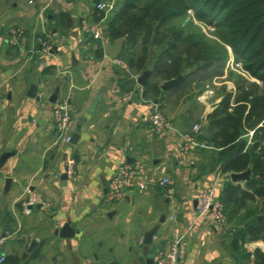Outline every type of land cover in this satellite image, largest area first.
Here are the masks:
<instances>
[{
  "label": "crops",
  "instance_id": "0c3cea01",
  "mask_svg": "<svg viewBox=\"0 0 264 264\" xmlns=\"http://www.w3.org/2000/svg\"><path fill=\"white\" fill-rule=\"evenodd\" d=\"M95 5L94 0H0V155L14 152L0 168V239L10 234L0 253H17L32 264H152V254L169 247L177 223L194 226L179 264H244L245 254L252 260L260 247L250 242L233 247L241 228L234 219L233 230L196 220L197 192L213 187L221 197L232 183L221 170L218 151L211 145L196 148L181 163L177 119L169 118L171 129L154 133L150 100L140 97L143 88L137 81L122 85L140 74L111 63L123 58V39L102 47L82 29L84 22L98 21ZM13 31H19L17 38ZM32 84L38 85V99L27 97ZM59 86L57 100L68 104L72 131L80 117L86 118L76 145L63 143L53 129L49 98ZM127 92L133 93L130 101L123 100ZM220 100L203 103L202 141L206 116ZM71 159L75 177L65 178ZM126 162L139 166L145 188L108 204L102 183L107 185L116 167ZM163 177L172 180L174 199L166 198L158 185ZM7 178L11 185L5 192ZM30 193L37 203L25 216L21 203ZM66 221L80 232L71 239L55 234ZM153 228L151 244L145 245V234ZM32 241L36 245L23 257Z\"/></svg>",
  "mask_w": 264,
  "mask_h": 264
},
{
  "label": "trees",
  "instance_id": "16d2710c",
  "mask_svg": "<svg viewBox=\"0 0 264 264\" xmlns=\"http://www.w3.org/2000/svg\"><path fill=\"white\" fill-rule=\"evenodd\" d=\"M189 10L215 25L223 44H210L191 31L192 23L176 24ZM103 15L95 10V20ZM104 25L110 40L123 39L121 56L130 73L150 72L142 96L157 101L160 110L165 109L167 94L181 90L189 73L209 69L215 59L226 63L225 44L242 62L244 71L258 81L239 80L235 92H227L207 114L202 131L207 144L218 151L223 173L250 171L244 186L230 183L221 193L225 213L241 225L233 247L264 241V0H121ZM97 53L101 55L100 48ZM180 73L185 75L184 81L168 90L154 81L164 82ZM135 82L126 79L122 85ZM7 224L11 227L12 222ZM253 255L255 264H264L261 249ZM242 260L249 262L250 255L245 254ZM3 263L32 264L17 253L4 254Z\"/></svg>",
  "mask_w": 264,
  "mask_h": 264
},
{
  "label": "built area",
  "instance_id": "2783aa9c",
  "mask_svg": "<svg viewBox=\"0 0 264 264\" xmlns=\"http://www.w3.org/2000/svg\"><path fill=\"white\" fill-rule=\"evenodd\" d=\"M35 0H29V3H33ZM96 9L103 12V18L92 24L83 23L82 29L93 39L100 42L101 46L109 45L110 39L108 32H106L103 21L107 18L108 13L115 11L118 7V3L115 0H100L96 5ZM42 19V18H41ZM15 38L19 36V31H13ZM15 41V40H14ZM13 41V42H14ZM44 47L50 50V43L44 42ZM113 66L117 67L126 73H130L128 62L121 57H116L111 60ZM137 81V76L135 77ZM133 93L127 92L123 96L124 101H130ZM141 99L142 89L140 91ZM3 100L1 86H0V109ZM151 104V110L149 112V120L151 121L152 129L156 134H162L166 130L171 129L170 122L164 116L159 109L157 102L149 101ZM205 120L200 118V123L194 124L189 132H181L175 130L176 136L180 141V149L178 159L179 162H185L189 153L196 148H207L209 145L207 142L199 139V133L201 131V123ZM72 123L73 117L68 108L66 100H57L53 107V129L55 130L58 138L66 144H70L72 136ZM252 135V131L249 132ZM66 175L68 178L75 177V162L74 160H68L66 166ZM219 175V174H218ZM158 185L163 190L164 195L168 199H174L175 190L172 180L167 177L160 178ZM144 189L145 184L141 181V170L139 166L132 163H122L117 166L112 177L106 185V192L104 195V201L108 204L116 203L123 199L128 191L136 188ZM195 215L196 220L208 226L215 228H223L226 224L225 205L220 195L215 188L201 190L197 192L195 196ZM37 198L34 194L24 199L21 203V212L27 216L31 213L32 208L36 205ZM170 219L175 222V217L171 216ZM193 224L181 228L177 223L172 228L171 239L169 247L166 249L156 250L151 257L152 264H179L180 260L185 257L188 248V238L191 236L193 230ZM10 237V234L4 235L0 239V248L6 238ZM4 254L0 253V264H4ZM244 264H255L252 260Z\"/></svg>",
  "mask_w": 264,
  "mask_h": 264
},
{
  "label": "rangeland",
  "instance_id": "374dc122",
  "mask_svg": "<svg viewBox=\"0 0 264 264\" xmlns=\"http://www.w3.org/2000/svg\"><path fill=\"white\" fill-rule=\"evenodd\" d=\"M117 1L119 3L121 0ZM179 23L185 25L192 23L191 31L201 34L210 44L216 42L223 44L218 36L219 31L215 25L209 24L205 19L200 20L195 17L194 10H189L183 19L176 22V24ZM225 47L229 54L226 63L215 59L213 66L209 69L196 70L195 72L189 73L186 83L181 90L167 94L165 109L161 111L168 121L171 117L177 119L176 121L180 131H189L193 124L200 121V113L202 112L204 102L212 103L217 98H222L227 92H235L236 83L239 80L246 79L249 82H258L249 75L250 73L244 71L242 62L237 61L236 54L233 53L232 49L226 44ZM154 81L162 84L160 79H154ZM226 218V224L223 228L226 227L228 230H233V219H231L228 213L226 214ZM250 243H259L258 246L260 249L264 250L262 248L264 241H253ZM113 253L115 254V251ZM103 254H106L110 258L114 256L108 252H104Z\"/></svg>",
  "mask_w": 264,
  "mask_h": 264
},
{
  "label": "water",
  "instance_id": "95a60500",
  "mask_svg": "<svg viewBox=\"0 0 264 264\" xmlns=\"http://www.w3.org/2000/svg\"><path fill=\"white\" fill-rule=\"evenodd\" d=\"M100 0H94V3L97 4ZM86 35V34H85ZM54 49L56 50V47H54ZM150 75V72L148 70L142 72L138 77H137V83L143 87L148 79ZM185 79V75L184 74H179L177 77L175 78H171L169 80H166L164 82H162V84L160 85V88L162 90H168L169 88L175 87L179 84H181ZM60 91V86L56 87L54 93L50 96L49 98V102L51 103H55L57 101L58 98V93ZM38 85L37 84H32V86H30L28 93H27V97L32 98V99H38ZM155 103L157 101H154ZM86 121V118L84 116L79 118V124H77V126L74 128L72 136H71V141L70 143L72 145H76L77 142H79V137H80V132H81V125L84 124V122ZM14 154V152H5L3 154L0 155V168L3 167L4 163L6 162V160L12 156ZM130 162V161H128ZM63 177L68 178L66 173L63 174ZM250 178V171L246 170L244 172H232L230 173V179L232 181V183H242L247 181ZM103 186H104V191H106V182L105 180L103 181ZM11 185V179L7 178L5 181V188L4 191L7 192L9 187ZM39 207V205L37 206ZM156 228H153L152 230H150L149 232H147L145 234V238H144V244L145 245H150L151 241H152V237L153 235H155ZM78 232L71 224L70 221H66L64 222L61 227H58L55 230V234L61 238V239H71L73 237H75ZM2 237H4L2 235ZM36 245L35 241H32L30 246H29V250H27L26 253L23 254V257L27 256V253H29V251L31 252L32 249L34 248V246ZM264 252V250H262ZM152 261L149 259V263H151Z\"/></svg>",
  "mask_w": 264,
  "mask_h": 264
},
{
  "label": "bare ground",
  "instance_id": "6f19581e",
  "mask_svg": "<svg viewBox=\"0 0 264 264\" xmlns=\"http://www.w3.org/2000/svg\"><path fill=\"white\" fill-rule=\"evenodd\" d=\"M259 244V243H258ZM262 248H264V244L262 245Z\"/></svg>",
  "mask_w": 264,
  "mask_h": 264
}]
</instances>
